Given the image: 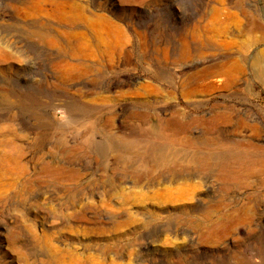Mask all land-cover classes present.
Segmentation results:
<instances>
[{"label": "rangeland", "instance_id": "rangeland-1", "mask_svg": "<svg viewBox=\"0 0 264 264\" xmlns=\"http://www.w3.org/2000/svg\"><path fill=\"white\" fill-rule=\"evenodd\" d=\"M0 264H264V0H0Z\"/></svg>", "mask_w": 264, "mask_h": 264}, {"label": "bare ground", "instance_id": "bare-ground-1", "mask_svg": "<svg viewBox=\"0 0 264 264\" xmlns=\"http://www.w3.org/2000/svg\"><path fill=\"white\" fill-rule=\"evenodd\" d=\"M67 3V2H66ZM49 4V3H48ZM69 11L66 12V9L64 7L63 3H54V12H56V16L58 17V19H67L68 15H70L69 18H73L72 16L74 15L76 17L75 20H77L78 22L81 21L83 23H85L87 25V29L89 28L90 32H92L95 36L96 42L98 46L103 47L106 50H111V49H115L117 48L120 43L118 41V39H112V40H105L102 37L101 31L102 28L105 27V24L99 21V19H92V20H88L86 17L82 16L79 12V10H73L70 6H69ZM72 14V16H71ZM216 14V13H215ZM98 18V17H95ZM40 24V23H39ZM46 24V23H45ZM31 25V24H30ZM24 27V26H23ZM22 27V28H23ZM47 28V27H46ZM42 29V28H41ZM28 30V29H27ZM42 31V30H41ZM44 31V30H43ZM33 33V32H32ZM37 35V34H36ZM40 37V35H39ZM42 39V38H41ZM47 40V39H46ZM55 40V39H54ZM53 41V39H52ZM56 41V40H55ZM84 48L80 46V49H77V53H82ZM84 54V53H83ZM86 55V54H84ZM87 56V55H86ZM71 68V67H70ZM198 156V155H197Z\"/></svg>", "mask_w": 264, "mask_h": 264}]
</instances>
